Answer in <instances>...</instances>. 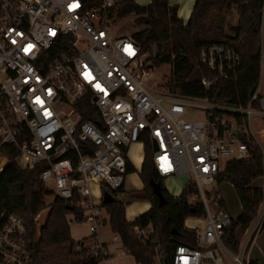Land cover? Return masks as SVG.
Instances as JSON below:
<instances>
[{"label": "built area", "instance_id": "1", "mask_svg": "<svg viewBox=\"0 0 264 264\" xmlns=\"http://www.w3.org/2000/svg\"><path fill=\"white\" fill-rule=\"evenodd\" d=\"M118 8L119 0H0L3 168L11 157L21 169L42 165L39 179L53 197L77 195L89 238L75 250L89 247L104 260L110 253L99 232L102 203L92 202L91 184L114 195L127 175L128 148L148 144L162 181L189 176V202L202 205L205 223L202 231L184 226L192 242L176 243L169 252L158 247L153 263L253 264L264 225V186L254 218L235 232L236 249L225 239L235 219L214 186L227 162L246 159L252 145L260 151L264 178V7L259 74L246 106L160 88L152 81L154 67H147L155 49L142 52L131 34L117 33ZM199 58L212 74L200 80L205 90L241 62L226 44L203 45ZM191 106L204 108L202 120L185 118ZM85 114L96 119L84 120ZM133 230L141 243L151 242L150 226ZM32 253L23 218L0 212V264H30Z\"/></svg>", "mask_w": 264, "mask_h": 264}, {"label": "trees", "instance_id": "2", "mask_svg": "<svg viewBox=\"0 0 264 264\" xmlns=\"http://www.w3.org/2000/svg\"><path fill=\"white\" fill-rule=\"evenodd\" d=\"M93 2L90 5H94ZM231 4L237 14V22L229 26L225 34L224 13ZM263 0H194L189 19L184 22L177 15V6H169L167 0H149L146 6H138L133 0H119L120 17L135 14L137 26H144L131 34L140 45L142 52H154L150 62L154 67L171 63L172 73L165 88L173 94L207 98L209 103L246 106L256 86L259 74V32ZM137 9V13H136ZM205 44H226L241 58L240 66L231 74L218 80L208 90L201 84L203 77H212L199 58L200 48ZM84 120L96 119L94 114H85ZM151 150L146 146L145 158L140 172L143 189L114 193V200L101 204L109 216L112 233L117 235L125 250L133 255L139 264H154L153 256L159 247L169 252L176 243H190L192 236L184 231V221L188 217H201L203 207L196 203L193 213L189 210V197L193 186L186 185L179 197L171 196L164 188L152 164ZM42 165L32 169H21L13 158L0 171V212L16 214L23 218L27 226V240L32 246L30 264H99L103 259L91 255L89 247L75 250V242L70 235L67 215L81 221L83 210L76 205L78 196L63 199L52 196L40 181ZM133 168L127 165V172ZM263 173V161L258 148L250 147L246 159L227 162L219 174L217 183H231L241 204V214L233 221L225 236L233 249L237 248L236 230L244 229L254 218L262 199V190L252 187L251 182ZM150 181L159 182L166 202L160 206L152 193ZM102 192H105L102 189ZM51 196V201L46 198ZM138 199L150 202L148 211L132 222L125 217V207ZM49 207L44 222L36 227L34 218ZM151 227L150 241L143 244L137 239L133 227ZM264 229V225H263ZM175 230L178 236L172 233ZM55 252H62V260H49ZM253 264H256L253 261Z\"/></svg>", "mask_w": 264, "mask_h": 264}, {"label": "rangeland", "instance_id": "3", "mask_svg": "<svg viewBox=\"0 0 264 264\" xmlns=\"http://www.w3.org/2000/svg\"><path fill=\"white\" fill-rule=\"evenodd\" d=\"M133 1L138 6H146L149 3V0H133ZM240 1H244V0H240ZM174 6L178 7L177 15L180 19H182L184 21L186 19H188V17L190 16V13H191V9H192L191 0H177L176 2H174ZM263 7H264V0H263L262 9H261V14L263 12ZM224 14H225L224 15V18H225L224 33L228 34L229 33V30H228L229 26L236 24L238 17L234 11V7L232 4H231L230 8L227 11H225ZM135 19H136V15L131 14V15H127V16L121 18L120 20H118L115 24V28H116L117 33L132 34L133 32L144 29L145 28L144 26H137L136 25ZM172 69H173V65L171 63L162 65L160 67H154V76L152 78V81L155 82L156 84H158L160 86V88H162L163 90H166L165 83L168 82V79L172 73ZM189 109H191V110L187 111L185 114L186 119H188V120H202L204 118V108L191 106ZM4 165L5 164L2 163V159H0V171ZM179 178L182 180L183 187H185L187 182H188L189 176L185 174V175L179 176ZM163 185H164V188L169 193L170 192L172 193V187L174 186V183H169L168 181H164ZM251 186L262 188L264 186V178L261 176L255 178L251 182ZM214 187L217 188V185ZM218 187L221 191L224 204H225L229 214L231 215V217L233 219H236L241 214L242 210H241L240 201L237 197V194H236V191H235L233 185L227 181H223L219 184ZM93 191L97 192V188L94 187ZM99 197H100V195H99ZM96 200H97V196H96V198H95V196L94 197L92 196V202L96 204L97 203V202H95ZM46 201L50 202L51 197H47ZM48 210H49V208H48ZM46 213L42 212L40 214L39 219L36 222V227H40V225L44 222V219L46 217ZM101 213H102V215L104 213L103 207L101 208ZM74 220L75 219H73V216L69 215L68 221H69L70 226H72L73 228L79 224H80L79 226H81V224L82 225L84 224V225H86V228L88 227L85 222L81 221L82 223H80V222L78 223ZM204 224H205L204 219L202 217H195V216L194 217H188L184 221V226L189 227V228H195L199 231H202L204 229ZM240 235H241V232H240V230H238V232H237V238L238 239L240 238ZM258 237L264 239V229H262V231L260 232ZM258 237H257V239H258ZM258 242L259 243H257V240H256V243H255L256 244V248H255L256 251L253 254H251V256L253 259L254 258L256 259V257H261L264 259V254H261L257 251V247H259L261 249V251L263 249L260 246L261 245L260 241H258ZM60 253L62 254V252H57V253L55 252V254H53V256L50 257L49 260H46V262L50 261L52 258H53L52 260H55V261L62 260V259H60L62 256H59Z\"/></svg>", "mask_w": 264, "mask_h": 264}, {"label": "crops", "instance_id": "4", "mask_svg": "<svg viewBox=\"0 0 264 264\" xmlns=\"http://www.w3.org/2000/svg\"><path fill=\"white\" fill-rule=\"evenodd\" d=\"M191 2H192V7H193L194 0H191ZM189 17H188V19H189ZM188 19H186L185 21L183 20V21L186 22ZM146 146H148V144L135 143V144H132L126 152V156H127L128 161H129V165L132 166V168H133V171L127 172V175L125 176L124 185H123L122 190H124L126 192L140 191L144 187L143 182L140 178V172L142 170V165H143V161L145 158ZM149 149H150V147H149ZM164 181H168L169 183H174V186L172 187V193L171 192L169 193L167 190L166 191L173 197H179L183 188H184L182 185L183 184L182 180L179 177H171V178L165 179ZM164 181H163V184H164ZM218 186H219V184H217V188L219 189ZM94 187L97 188V192L93 191ZM91 192L93 194L92 195L93 197L95 196V198H96V196H97V200L95 202H97V203L101 202L102 203V201H101L102 190H101V187L99 186V184H96V183L91 184ZM99 195H100V197H99ZM150 207H151L150 202L145 200V199L135 200L125 207V217H126L127 221L132 222L139 215L148 211ZM47 210L48 209L42 210L40 212V214L42 212L46 213ZM104 213H103L102 218H101V225L99 227V232L101 235V239H102L103 243L106 245L110 255L107 258H105L104 260H102L99 264H139L136 262L133 255H131L130 253H128L125 250L120 238L117 235H115L114 233H112L110 225H109V216L107 215L105 209H104ZM69 215H71V214H69ZM69 215H67V219H68ZM73 219H74V217H73ZM81 221H76V222H78V223L84 222V221H82V222ZM79 225H76V227L73 228L69 224L70 235H71L72 239L75 242H77V241L88 242V238H89L88 227L86 228V225H84V224L83 225L81 224V226H79ZM258 241H260V243H261L260 246L263 249L261 251V249L259 247H257V251L261 254H264V239L258 237L257 243H259ZM255 248H256V244L253 247L252 254L256 251ZM253 261L256 264H264V259L261 257H256V259L254 258Z\"/></svg>", "mask_w": 264, "mask_h": 264}, {"label": "water", "instance_id": "5", "mask_svg": "<svg viewBox=\"0 0 264 264\" xmlns=\"http://www.w3.org/2000/svg\"><path fill=\"white\" fill-rule=\"evenodd\" d=\"M177 0H168V2L172 3V2H175ZM136 13H137V9H136ZM148 68H153L154 66L150 63L147 65ZM150 186L152 188V193L156 196L157 198V201H158V204L160 206L164 205L165 202H166V199H165V196L163 195L162 193V190H161V184L159 182H155V181H150ZM114 200V196L109 193V192H103L102 193V204H107V203H110ZM195 208H196V205L193 204V203H190L189 204V210L191 213H193L195 211ZM172 233L176 236L179 235V233L175 230H172Z\"/></svg>", "mask_w": 264, "mask_h": 264}]
</instances>
